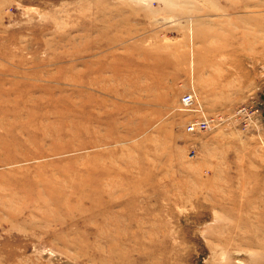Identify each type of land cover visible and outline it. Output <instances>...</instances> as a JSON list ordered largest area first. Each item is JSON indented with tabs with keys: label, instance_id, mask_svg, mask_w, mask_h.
<instances>
[{
	"label": "rangeland",
	"instance_id": "rangeland-1",
	"mask_svg": "<svg viewBox=\"0 0 264 264\" xmlns=\"http://www.w3.org/2000/svg\"><path fill=\"white\" fill-rule=\"evenodd\" d=\"M0 111V264H264V0H0Z\"/></svg>",
	"mask_w": 264,
	"mask_h": 264
},
{
	"label": "built area",
	"instance_id": "built-area-1",
	"mask_svg": "<svg viewBox=\"0 0 264 264\" xmlns=\"http://www.w3.org/2000/svg\"><path fill=\"white\" fill-rule=\"evenodd\" d=\"M180 109L190 112H196L198 115L186 124V131L189 133L206 132L212 129L215 123V117L206 115L201 108L193 89L186 92L180 100Z\"/></svg>",
	"mask_w": 264,
	"mask_h": 264
},
{
	"label": "bare ground",
	"instance_id": "bare-ground-1",
	"mask_svg": "<svg viewBox=\"0 0 264 264\" xmlns=\"http://www.w3.org/2000/svg\"><path fill=\"white\" fill-rule=\"evenodd\" d=\"M1 111L0 112L2 115L6 114V111H4V110H1ZM0 124H1V126H3V129L5 131L8 130L5 133L4 137H0V150H4V148H7L10 145V143L16 138V133H14L13 130H10V128H12V124L10 122H8V123L1 122Z\"/></svg>",
	"mask_w": 264,
	"mask_h": 264
}]
</instances>
